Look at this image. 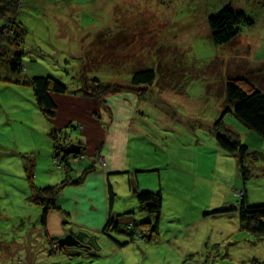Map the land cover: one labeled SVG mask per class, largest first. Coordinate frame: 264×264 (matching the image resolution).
<instances>
[{
    "label": "rangeland",
    "instance_id": "1",
    "mask_svg": "<svg viewBox=\"0 0 264 264\" xmlns=\"http://www.w3.org/2000/svg\"><path fill=\"white\" fill-rule=\"evenodd\" d=\"M228 3L254 25L241 26L237 39L217 46L209 17ZM20 13L28 34L21 47L3 41L9 57L0 64V264H264V237L242 231L236 211L218 212L236 206L244 190L249 204H264V139L228 112L234 107L224 90L230 76L252 73L264 92V0H28ZM6 20L0 16V25ZM17 50L24 61L15 73ZM84 54L106 65L84 75L87 80L112 82L124 91L103 105L86 96ZM149 67L157 72L153 85L133 87L131 74ZM35 76L52 77L81 95L73 100L85 121L79 122L82 132L60 128L69 140H83L71 143L82 150L67 161L54 154V124L39 110L29 85ZM125 93L134 96L127 114L121 100L110 101ZM93 119L108 133L104 148L128 167L107 174L117 194L113 212L128 214V222L156 223L137 194L162 190L159 231L151 241L145 237L149 228L133 241L122 230L106 237L85 229L101 224L109 211L108 181L93 176L83 185L87 162L92 161L89 173H106L109 165L101 151L88 155L84 149ZM220 119L249 147L247 181L238 154L217 143ZM67 174L83 181L64 188L63 205L48 209L43 226L45 205L35 200L37 190L62 186ZM67 232L87 233L83 247L61 246Z\"/></svg>",
    "mask_w": 264,
    "mask_h": 264
},
{
    "label": "trees",
    "instance_id": "2",
    "mask_svg": "<svg viewBox=\"0 0 264 264\" xmlns=\"http://www.w3.org/2000/svg\"><path fill=\"white\" fill-rule=\"evenodd\" d=\"M24 0V4H25ZM22 0H0V16L6 18L5 24L0 25V64L5 57H9V53L6 50V46L3 43L7 40V43L11 47H21L25 41V37L28 34L27 27L20 20L18 14L21 7H24ZM13 13V17L9 15ZM22 13V11H21ZM20 13V14H21ZM18 16V17H17ZM21 16V15H20ZM254 25L253 20L242 10L235 9L231 4H227L224 8L219 9L217 12L212 13L209 17V27L211 31V38L215 45L224 46L232 43L237 39L241 33V26L251 27ZM99 36H96L93 40L95 45L98 42ZM99 50V49H98ZM23 51L17 50L14 52V60L11 63L12 72H20L23 69L22 61ZM88 54V52H85ZM83 56L81 63V75L86 81L87 75L94 71L106 70V65L97 66L94 63V59L91 56ZM112 69V67L110 68ZM115 70V68H114ZM113 71V70H111ZM156 70L151 67L140 69L133 72L131 75V84L133 87L140 88L141 86H152L156 80ZM252 73L245 74L242 77L230 76L225 84V93L227 96L228 105L234 107V110L228 108V112L232 113L244 126L256 133L259 137L264 139V92L257 88L253 83ZM90 81V82H89ZM29 85L32 86L37 106L39 110L54 124L55 131L51 133L53 139L54 154H61L64 157V161H67L69 154L65 153V147L71 143L80 142L73 140L67 131L60 130V128L67 127L78 129L80 132L79 122L73 121L71 125L60 126L58 118V105L61 104L60 98L63 101L70 97H80L79 94L70 92L69 88L52 77L35 76L31 79ZM85 95L91 98L93 101L103 105L109 95L122 92V88L112 82H103L99 79L87 80L85 87H83ZM124 91V90H123ZM83 92V93H84ZM98 123V121H97ZM217 143L225 151L230 154L237 153L239 157V171L242 174L243 181H247L252 176L251 167L247 166L245 159L249 156V147L241 142L232 131L224 129L222 120L217 123ZM59 132H61L59 134ZM82 136V133H81ZM83 138V137H82ZM86 150V147L84 148ZM97 155V154H95ZM93 167L85 169V175L89 174V171ZM84 175V177H85ZM70 174L66 176V180L62 182V186L59 184L56 186H47L37 190L36 199L40 205H45L43 208V220L42 225L46 224V218L48 209H57L59 204H62L64 200L61 198L62 191L69 184L81 185L82 179L73 181L70 178ZM78 178V177H77ZM75 180V178H74ZM72 181V183H70ZM107 187V203L109 206V213L113 212V206L117 199L114 187L111 182L106 183ZM138 200L141 205V209L144 212L155 216L156 223L140 222L135 220L124 219V216L128 214H113L114 218L110 216L105 227L103 228V234L112 236L111 232H120L128 235L131 240L137 239L143 236L146 231L152 232L150 235H145L148 241L154 239L155 235H158L159 224L161 218V211L163 205L162 190L157 192H142L137 194ZM240 201L236 206L223 207L219 209V213H227L236 211L240 223L241 230L248 233H252L255 236L264 237V204L251 205L248 202L246 190L242 191L240 195ZM59 200V203L57 202ZM121 220H124L125 229H121ZM149 228V230L143 231L141 229ZM46 231V229H45ZM138 235V236H137Z\"/></svg>",
    "mask_w": 264,
    "mask_h": 264
},
{
    "label": "crops",
    "instance_id": "3",
    "mask_svg": "<svg viewBox=\"0 0 264 264\" xmlns=\"http://www.w3.org/2000/svg\"><path fill=\"white\" fill-rule=\"evenodd\" d=\"M25 2L27 3L28 0H25ZM237 8L243 9V8H240V7H237ZM132 97H134V96H132L131 93L130 94L125 93V94H123L121 99H111L110 101L112 103V101L121 100V102L123 103V107L125 109H127L126 111L124 110L125 114H127L128 110L131 108V106L129 105L128 102H129L130 99L133 100ZM69 99H71L72 101L69 100ZM69 99H66L64 101H63V99L60 100L62 105H61V113H59V116H60L59 123L65 124V126L68 124V121H70V120H75V121H78V122H81V123H85V121L83 120V114L81 113V111H79L80 109H78V108H76L74 106V104H76L75 103L76 99L74 97H70ZM73 99H75V101ZM132 110L133 109H131V112H132ZM116 112L117 111L115 110V108L113 106V110H112L113 115H115ZM113 121H114V118H113ZM95 125H98V124L93 119L91 124H88L89 128L88 127L86 128V132L84 134V136H85L84 139H86L85 141L87 142L86 152H88V155H90V154L95 153L96 151H99V152L101 151L103 153V155L107 158V160L109 162V165H108V169L106 170V173L103 172L102 170H96L95 173H92V172L89 173L87 175V178H86V180H85L83 185H86L88 180H89V178L93 177V176L95 178H100V180L102 182H104V183H106L107 181L110 182L112 180L111 177H112V175L114 173H119L120 170L125 171L128 168L127 164H124L122 161L119 162V160L117 158L111 156L109 150L107 151L104 148L106 143H107V140H108V133H107V131L103 130L104 129L103 127L102 128L101 127L98 128L99 125L97 127H95ZM61 127H62V125H61ZM111 133H112V136H113V134H114L113 129L111 130ZM84 136H82V137H84ZM87 163H88V165H87L86 168L92 166V161L87 162ZM82 164L83 163H80L79 166H81ZM108 173H110L112 175H107ZM106 189H107V187H106ZM61 205H63V204H61ZM63 209H65V206L63 207ZM65 211H67V210L65 209ZM113 214L114 213L111 214L108 211L107 216L104 218V221L102 220L103 222L101 224H99V225H97L95 223L94 224H89V225L85 226V229H90L91 231H96V232L100 233V235H104V236L108 237L107 235L103 234L102 231H103V228L105 227V224L107 223L108 219L110 218V216L113 217L116 213L114 215ZM117 214H121V213H117Z\"/></svg>",
    "mask_w": 264,
    "mask_h": 264
},
{
    "label": "water",
    "instance_id": "4",
    "mask_svg": "<svg viewBox=\"0 0 264 264\" xmlns=\"http://www.w3.org/2000/svg\"><path fill=\"white\" fill-rule=\"evenodd\" d=\"M81 150H82V146L78 144H71L65 149V153L78 155L81 153ZM85 237H88L87 233L81 232L76 235L70 233L66 235L64 238H62L59 241V244L61 246L68 247V248L83 247L80 245V243L84 240Z\"/></svg>",
    "mask_w": 264,
    "mask_h": 264
},
{
    "label": "flooded vegetation",
    "instance_id": "5",
    "mask_svg": "<svg viewBox=\"0 0 264 264\" xmlns=\"http://www.w3.org/2000/svg\"><path fill=\"white\" fill-rule=\"evenodd\" d=\"M86 144H87V142L86 141H84ZM86 144H85V146H86ZM69 233H73V234H75L74 232H67L66 234H64L63 236H61L60 238H64L66 235H68ZM77 248H79V247H77ZM73 249H76V248H73Z\"/></svg>",
    "mask_w": 264,
    "mask_h": 264
}]
</instances>
